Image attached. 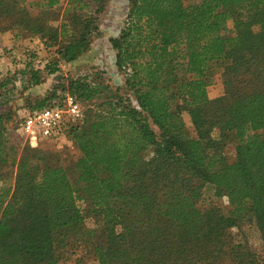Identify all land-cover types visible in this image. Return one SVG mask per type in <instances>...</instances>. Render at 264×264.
<instances>
[{"label": "trees", "instance_id": "trees-1", "mask_svg": "<svg viewBox=\"0 0 264 264\" xmlns=\"http://www.w3.org/2000/svg\"><path fill=\"white\" fill-rule=\"evenodd\" d=\"M46 2L32 13L25 0H0V33L37 41L18 57L23 88L86 53L107 4L66 0L53 23L45 13L59 0ZM108 42L122 85L96 69L56 76L16 115L17 128L24 113L59 105L67 92L89 103L58 140L38 143L73 145L76 160L18 152L0 112V167L15 166L13 185L0 186V264H62L77 250L97 264H264V0H128ZM217 72L223 93L211 98ZM14 87L1 79L0 99ZM245 225L258 232V248Z\"/></svg>", "mask_w": 264, "mask_h": 264}, {"label": "rangeland", "instance_id": "rangeland-1", "mask_svg": "<svg viewBox=\"0 0 264 264\" xmlns=\"http://www.w3.org/2000/svg\"><path fill=\"white\" fill-rule=\"evenodd\" d=\"M66 0H59L58 3L52 8L47 9L45 13V20L48 22L57 23L60 19L63 7ZM26 7L32 13H35L37 7L45 8L47 5L46 0H25ZM128 0H107L106 7L104 11L99 15V35L93 40V43L89 50L84 53L78 60L70 64H61L60 75H49L45 77L42 84L38 86H28L19 82L16 78L20 74H14L15 70L22 68L18 65L19 58H21V53L24 48H28L31 44L34 46L36 44L35 37H32L29 33L23 32L17 40L12 36V32L6 31L0 33V80L5 77H11L15 79L16 87L9 91V93L0 99V112H5L9 114V119L6 124L8 128V136L10 141L17 147L18 152L24 147L37 148L44 152H59L63 154L66 159V163L76 160L79 156L78 150L73 145H63L61 143H56L52 140H43L36 147H31L26 142L24 136L16 128L15 120L17 112L20 111L28 100H34L37 98H42L51 89L53 84L56 82V76L61 75L67 77H76L85 74L86 72L96 69L103 72V77L112 86H117L116 81L119 76L115 73L116 69L114 66V53L108 42V38L117 35L118 31L122 27L126 10H127ZM228 28L231 30L232 22H228ZM6 37L2 38L1 36ZM43 57L48 56L45 52L42 53ZM223 93V85L220 78V74L217 72L212 77V82L208 86V94L211 98L220 96ZM84 111L87 113L91 108L89 103H83ZM23 111V110H21ZM23 114V113H21ZM183 118L190 130L192 126L189 117L186 113H183ZM156 130V128L154 127ZM214 135H217V131H214ZM235 140L231 134L228 135L226 140V145L223 148V156L227 162L234 160L235 156ZM15 176V166H3L0 167V186L3 184L13 185ZM206 200H215L212 197L211 192H207L204 196ZM202 200L201 203L205 204L207 201ZM219 203L223 208L227 209V203L225 198H221ZM86 225L91 227L93 225V219L86 218ZM243 232L246 234V238L249 244L258 248L259 246V236L254 225H245L243 227ZM236 232V229H233ZM242 235V234H241ZM240 235H236L235 238L238 239ZM78 258V259H77ZM79 260V261H77ZM62 264H97L91 255H85L81 251L77 250L76 254L69 256Z\"/></svg>", "mask_w": 264, "mask_h": 264}, {"label": "built area", "instance_id": "built-area-1", "mask_svg": "<svg viewBox=\"0 0 264 264\" xmlns=\"http://www.w3.org/2000/svg\"><path fill=\"white\" fill-rule=\"evenodd\" d=\"M119 78L117 85L123 84V77L115 72ZM81 102L71 93H66L61 104L51 105L31 114H23L18 120L17 128L31 147H36L41 139L58 140L63 125L75 121L84 115Z\"/></svg>", "mask_w": 264, "mask_h": 264}, {"label": "crops", "instance_id": "crops-1", "mask_svg": "<svg viewBox=\"0 0 264 264\" xmlns=\"http://www.w3.org/2000/svg\"><path fill=\"white\" fill-rule=\"evenodd\" d=\"M2 38H4V37H6L5 35H3V36H1ZM2 43H0V45H1Z\"/></svg>", "mask_w": 264, "mask_h": 264}]
</instances>
